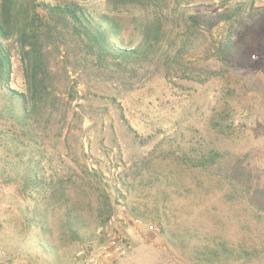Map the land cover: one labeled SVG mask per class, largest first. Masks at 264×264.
Masks as SVG:
<instances>
[{"label":"rangeland","instance_id":"374dc122","mask_svg":"<svg viewBox=\"0 0 264 264\" xmlns=\"http://www.w3.org/2000/svg\"><path fill=\"white\" fill-rule=\"evenodd\" d=\"M35 1L74 2L94 16L116 17L120 37L111 35L110 41L126 49L143 47L144 24L163 16L148 4ZM163 6L169 15L163 26L172 28L171 33L160 38L155 52L133 59L124 69L88 66L73 42L66 49L60 43L58 53L50 49V70L70 109L61 119V136L50 137L33 152L45 188L28 198L19 174L8 169L10 179L0 175V264H75L79 252L104 264H197L191 257L194 248L217 245L235 255L242 250L259 254L214 264H264V204L250 201L244 188L191 167L183 158L196 161L212 150L241 158L264 185V0H165ZM36 10L43 15L41 7ZM224 10L238 18L234 40L248 60L241 70L255 73L260 82L253 84L201 55L184 52L177 57L185 28L177 19ZM224 28L215 27L213 37L218 39ZM0 44L10 57L5 84L25 92L15 37L0 39ZM89 173H97L99 181L90 180ZM59 181L63 191L52 193L50 187ZM87 182L95 184L100 197ZM106 196L109 216L99 223L96 209L106 204ZM20 205L29 212L47 209L38 216L44 228L28 230L52 238L53 258L32 259L15 250L16 236L27 231ZM66 209L79 215L75 236L65 225Z\"/></svg>","mask_w":264,"mask_h":264},{"label":"trees","instance_id":"16d2710c","mask_svg":"<svg viewBox=\"0 0 264 264\" xmlns=\"http://www.w3.org/2000/svg\"><path fill=\"white\" fill-rule=\"evenodd\" d=\"M106 1L115 7L135 4L154 5L161 11L163 16H156L153 21L144 24L143 47L126 49L120 43L110 41L111 35L115 38L120 37L117 18L100 13H95L94 16L89 10L74 2L56 4L38 3L35 0H1L0 2V39L15 37L19 45L26 85L25 92H18L5 84L10 69V57L0 44V175L10 179L8 169L15 175L19 174L25 197L32 198L34 192L39 193L46 187L44 172L39 167V161L34 157L33 152L38 151V144H43L50 137L61 136L59 125L67 117L70 109V104L62 97L60 82L51 73L48 61L50 49L58 53L61 52L60 43L66 45L64 46L66 49L73 42L83 51L82 56L88 66H102L118 71L126 68L133 59L140 60L149 53L155 52L160 38L165 33H171L172 28L163 26L164 20L169 17L168 13L163 12L166 8L163 6L165 0ZM37 7H41L43 15L36 10ZM237 19V15L228 10L213 15L192 14L182 19L180 16L177 20H182L185 28L181 46L176 50L177 57H181L184 52L201 55L205 61L213 59L241 77L243 75L249 77L253 84L260 82L261 78L255 73L244 74V70H241L248 66V60L234 40ZM220 24L225 25V28L219 38L215 39L212 30ZM177 158L179 161H183L184 158L191 163V167L222 176L230 183L244 188L250 201L264 204V185L256 181L257 176L248 170L241 158L229 159L230 157L224 153L214 150L207 155H201L196 161L189 156L183 158L177 156ZM95 174H88L93 182L99 181ZM81 179L85 181L83 177ZM86 184L88 188H95L96 192H99L94 183ZM50 189L52 193L61 194L63 191L60 181ZM105 200L106 204L96 209L99 223L109 216L110 201L107 196ZM104 205H108V209ZM18 208L23 213L27 231L24 237L16 236L18 246L15 250L30 255L32 259L44 256L46 259L53 258L56 250L52 238L48 241L30 232L32 226L44 228L45 223L38 216L45 215L47 209L41 208L29 212L28 208L25 209L21 205ZM64 211L68 212L67 209ZM131 213L137 215L134 208L131 209ZM66 216L67 230L70 235L75 236L77 232L75 223L79 220V215L67 213ZM23 239H27L28 242L25 243ZM255 254H259L257 250H242L240 254L235 255L232 249L217 245V247L194 248L191 257L197 264H214L235 261L238 258H251Z\"/></svg>","mask_w":264,"mask_h":264},{"label":"built area","instance_id":"2783aa9c","mask_svg":"<svg viewBox=\"0 0 264 264\" xmlns=\"http://www.w3.org/2000/svg\"><path fill=\"white\" fill-rule=\"evenodd\" d=\"M119 250V247H116ZM75 264H104L102 261L98 260L97 257L90 256L84 252H79L75 257Z\"/></svg>","mask_w":264,"mask_h":264}]
</instances>
